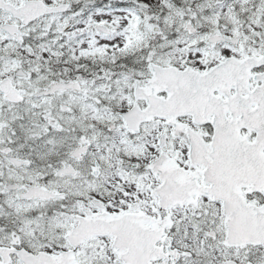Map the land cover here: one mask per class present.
<instances>
[{
    "label": "snow or ice",
    "instance_id": "snow-or-ice-1",
    "mask_svg": "<svg viewBox=\"0 0 264 264\" xmlns=\"http://www.w3.org/2000/svg\"><path fill=\"white\" fill-rule=\"evenodd\" d=\"M0 264H264V0H0Z\"/></svg>",
    "mask_w": 264,
    "mask_h": 264
}]
</instances>
